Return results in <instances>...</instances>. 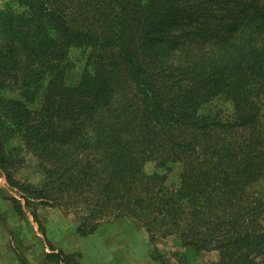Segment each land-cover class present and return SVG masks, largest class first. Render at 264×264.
<instances>
[{
    "label": "trees",
    "instance_id": "1",
    "mask_svg": "<svg viewBox=\"0 0 264 264\" xmlns=\"http://www.w3.org/2000/svg\"><path fill=\"white\" fill-rule=\"evenodd\" d=\"M15 1L0 13V170L14 210L58 206L80 236L128 219L161 264L169 236L184 249L176 264L212 250L218 264H264V0ZM27 154L38 183L17 176ZM149 161L179 163L178 187ZM79 257L52 248L41 264Z\"/></svg>",
    "mask_w": 264,
    "mask_h": 264
},
{
    "label": "rangeland",
    "instance_id": "2",
    "mask_svg": "<svg viewBox=\"0 0 264 264\" xmlns=\"http://www.w3.org/2000/svg\"><path fill=\"white\" fill-rule=\"evenodd\" d=\"M7 8L21 10L15 0H0V13ZM84 55L82 49L73 48L71 51V59L76 66L83 65ZM75 70L79 71L80 67ZM26 159V166L17 176L22 180L38 183L35 159L29 154ZM145 171L164 176L166 185L170 188L179 185V163L170 162L159 167L149 161L145 164ZM257 189L264 193V179ZM13 196L20 197L0 170V264H20L18 252L27 258L29 264H41L45 254L52 248L78 253L79 264H161L152 258L153 245L146 229L128 219L103 222L96 233L80 236L76 231L74 214L67 213L58 206L34 203L26 206L25 213L20 215L14 210L12 201L7 199ZM178 242L179 238L176 236L156 242L159 252L164 254L169 264L177 263V250L184 251L177 246ZM188 258L183 259L185 264H218L220 256L218 251L212 250L189 253Z\"/></svg>",
    "mask_w": 264,
    "mask_h": 264
}]
</instances>
